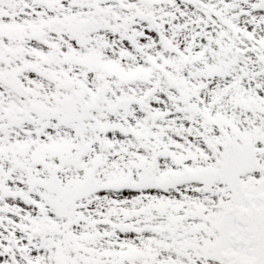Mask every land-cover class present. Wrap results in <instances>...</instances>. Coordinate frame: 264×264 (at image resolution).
Listing matches in <instances>:
<instances>
[{
    "label": "snow or ice",
    "instance_id": "1",
    "mask_svg": "<svg viewBox=\"0 0 264 264\" xmlns=\"http://www.w3.org/2000/svg\"><path fill=\"white\" fill-rule=\"evenodd\" d=\"M0 264H264V0H0Z\"/></svg>",
    "mask_w": 264,
    "mask_h": 264
}]
</instances>
